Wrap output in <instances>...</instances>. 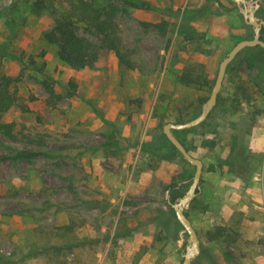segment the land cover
Listing matches in <instances>:
<instances>
[{
  "label": "rangeland",
  "instance_id": "374dc122",
  "mask_svg": "<svg viewBox=\"0 0 264 264\" xmlns=\"http://www.w3.org/2000/svg\"><path fill=\"white\" fill-rule=\"evenodd\" d=\"M34 1L18 11L13 37L0 17V77L13 80L23 106L0 114V126L15 124L13 138L0 129V256L11 264H182L188 234L169 215L168 186L185 195L196 168L169 147L163 128L201 113L220 62L253 28L243 37L219 31V0H143L155 9L117 18L135 70L108 51L95 67L74 70L44 39L67 4L47 0L49 12L36 16ZM183 11L197 33L191 43L177 30ZM161 20L174 24L170 45L142 25ZM249 57L244 51L231 64L205 125L175 132L204 164L186 208L199 238L194 264H264V60ZM191 64L199 86L178 79ZM71 80L78 88L68 97ZM12 150L40 155L2 160ZM218 227L227 236L208 240Z\"/></svg>",
  "mask_w": 264,
  "mask_h": 264
},
{
  "label": "trees",
  "instance_id": "16d2710c",
  "mask_svg": "<svg viewBox=\"0 0 264 264\" xmlns=\"http://www.w3.org/2000/svg\"><path fill=\"white\" fill-rule=\"evenodd\" d=\"M61 1L67 4L68 7L65 11L57 15L56 24L54 25L52 30L44 34V39L49 45L56 47L57 56L62 63L74 70L91 69L98 63L103 52L108 51L116 56L120 68L128 71L135 70V64L131 59V52L124 44V39L121 35V28L117 21V18L120 15H128L131 9L153 10L155 9V7L151 3L143 0ZM30 2L31 0H13L11 6L6 8L0 7V17L3 16L6 18V26L13 34L11 37L15 35L13 30L19 27L22 19V17L18 16V11H20L22 5H27ZM50 7H52V4L47 0H35L32 3L30 10L34 15L40 16L44 12H49L48 9H50ZM258 12H261V8L258 10ZM181 17L182 21H180V23L178 24L177 30L179 34L184 35L183 38L185 41L191 43L196 40L195 36L197 35L194 28L187 23V19L191 17L189 16V13L187 11H183ZM142 25L147 28L156 29L160 36L168 39V45L171 44L169 36L173 32L174 24L170 23L167 20H161L157 23L143 22ZM248 28H251V26H249ZM252 38L253 36L247 37V39ZM260 38L264 41V29H262L261 31ZM244 51H248L249 55L251 56L246 60L247 63H252L253 59L261 61L264 60V48L260 46L246 48L241 51L240 54ZM4 54L8 57H14L12 55V52L10 51H6L4 52ZM240 54L238 56H240ZM238 56L236 57V59L238 58ZM230 66L228 67V70L230 69ZM195 72V65L191 64L185 69L184 72H181L178 75V79L188 85L199 86L202 83V77L201 75H197V73ZM203 83L207 84V82L205 81ZM12 84L13 80L10 77H0V114H6L15 109H23L22 104L19 103L16 90H13L12 88ZM66 86L68 97L75 96L78 88L77 82L75 80H71L66 84ZM48 91L52 97H55L52 89H49ZM56 97L60 99V97ZM207 100L208 98L203 99L202 103L204 104ZM182 120L183 119L179 118V121L177 123L186 122ZM203 125H205V122L200 126ZM0 129L5 136L13 138L15 124H3L0 126ZM175 132L176 131H174V134ZM180 142L182 143V141ZM167 143L170 145L169 147L173 151H178L171 143H169L168 140ZM39 144L42 145V143ZM182 144L184 145V143ZM12 153L13 155L5 156L2 158V160L29 162L40 155L39 152L29 150H12ZM168 189L171 190V201L173 203L184 196L182 194H176V184L169 185ZM197 193H199V190L197 191ZM195 201L196 200L194 199L190 203V205H192ZM169 208L171 211V213L169 214L170 217L176 220L174 209L170 205ZM158 213L159 214L156 215L155 220L160 223L162 231H165L168 234V232H171L172 228L171 226H169V222H163L165 219L163 214L160 212ZM185 213L187 217L190 218L186 210ZM177 224L179 226V223ZM227 234L228 232L225 228L218 227L214 232L209 233L208 240H218L224 238L225 236H227ZM156 240L161 241V236H158ZM43 251L44 250H42L41 252ZM200 256L201 254L194 260H199ZM195 261H193L192 264H194ZM0 264L11 263L4 257L0 256ZM212 264L215 263L213 262Z\"/></svg>",
  "mask_w": 264,
  "mask_h": 264
},
{
  "label": "water",
  "instance_id": "95a60500",
  "mask_svg": "<svg viewBox=\"0 0 264 264\" xmlns=\"http://www.w3.org/2000/svg\"><path fill=\"white\" fill-rule=\"evenodd\" d=\"M236 4L241 6V10L244 16L245 23L251 26L254 31V37L252 39H246L238 42L234 47L226 54L219 65L215 84L208 100L203 104L201 113L194 119L185 123H173L169 122L164 125L163 131L169 142L180 152L183 158L195 166L196 170L192 178V183L187 190L183 198L176 203H171L172 208L175 211L176 217L179 223L188 234V242L186 245V252L182 264H192L193 260L200 254L199 238L197 231L195 230L192 221L187 217L185 210L187 206L194 200L197 195V191L200 190V182L203 173L204 164L202 160L195 158L188 152L186 147L175 136L174 131L186 130L195 128L204 123L214 107L217 104L219 93L222 89L228 67L236 59V57L246 48L260 46L264 48V41L260 38V33L264 29V20L257 17V11L261 8V2L263 0H234Z\"/></svg>",
  "mask_w": 264,
  "mask_h": 264
},
{
  "label": "crops",
  "instance_id": "0c3cea01",
  "mask_svg": "<svg viewBox=\"0 0 264 264\" xmlns=\"http://www.w3.org/2000/svg\"><path fill=\"white\" fill-rule=\"evenodd\" d=\"M217 2V0H215ZM222 5L219 18H221V23H219V31L231 32L233 35L245 36L248 34V29L246 28V23L241 10V6L235 3L234 0H219ZM193 4L202 5L208 3V0H190ZM264 8V3L261 4V12L257 11V17L261 18V13ZM264 20V19H262ZM248 26V25H247ZM242 39L246 40L245 37Z\"/></svg>",
  "mask_w": 264,
  "mask_h": 264
}]
</instances>
